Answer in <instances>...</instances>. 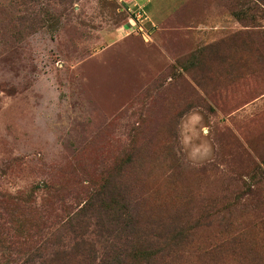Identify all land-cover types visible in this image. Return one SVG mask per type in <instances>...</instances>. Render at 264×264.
Masks as SVG:
<instances>
[{"label":"rangeland","instance_id":"rangeland-1","mask_svg":"<svg viewBox=\"0 0 264 264\" xmlns=\"http://www.w3.org/2000/svg\"><path fill=\"white\" fill-rule=\"evenodd\" d=\"M134 4L0 0V264L48 258L117 172L145 222L194 228L170 264H264V0Z\"/></svg>","mask_w":264,"mask_h":264},{"label":"trees","instance_id":"trees-1","mask_svg":"<svg viewBox=\"0 0 264 264\" xmlns=\"http://www.w3.org/2000/svg\"><path fill=\"white\" fill-rule=\"evenodd\" d=\"M122 177L120 172L108 175L100 187L89 191L79 212L43 248L53 245V252L48 258L36 255L30 264H170L194 228L145 222L141 212L133 208L128 198L129 183ZM231 228L227 226L225 232ZM91 236H107L112 242L99 254ZM244 246L243 236L231 237L213 244L210 255L219 251L242 253Z\"/></svg>","mask_w":264,"mask_h":264},{"label":"built area","instance_id":"built-area-1","mask_svg":"<svg viewBox=\"0 0 264 264\" xmlns=\"http://www.w3.org/2000/svg\"><path fill=\"white\" fill-rule=\"evenodd\" d=\"M143 19L145 21H148V17L144 14H141L140 11H138V13L131 18V22H133L134 24L132 25V23H130V28L134 29V28H138L140 32H142L144 34V36H149L148 33L146 32V30L144 29L143 25H140V19Z\"/></svg>","mask_w":264,"mask_h":264},{"label":"crops","instance_id":"crops-1","mask_svg":"<svg viewBox=\"0 0 264 264\" xmlns=\"http://www.w3.org/2000/svg\"><path fill=\"white\" fill-rule=\"evenodd\" d=\"M127 1H132L135 4L134 5H143L146 9H148L149 4H147L148 0H127ZM147 1V2H146ZM131 23V20L129 21L128 25Z\"/></svg>","mask_w":264,"mask_h":264}]
</instances>
